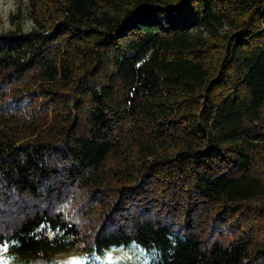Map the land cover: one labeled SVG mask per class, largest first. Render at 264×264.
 Wrapping results in <instances>:
<instances>
[{"label":"trees","instance_id":"obj_1","mask_svg":"<svg viewBox=\"0 0 264 264\" xmlns=\"http://www.w3.org/2000/svg\"><path fill=\"white\" fill-rule=\"evenodd\" d=\"M11 23L3 256L264 264V0H21Z\"/></svg>","mask_w":264,"mask_h":264},{"label":"rangeland","instance_id":"obj_2","mask_svg":"<svg viewBox=\"0 0 264 264\" xmlns=\"http://www.w3.org/2000/svg\"><path fill=\"white\" fill-rule=\"evenodd\" d=\"M21 0H0V34L13 29L11 20L18 13ZM26 29L31 28V21H26ZM147 255L143 254L138 248L130 247L123 250V254L113 252L105 257L84 256L80 252L57 256L52 263L47 264H146ZM3 260L4 263L1 262ZM0 264H21L18 259L3 256L0 252Z\"/></svg>","mask_w":264,"mask_h":264}]
</instances>
